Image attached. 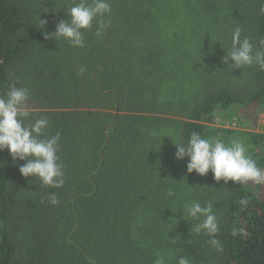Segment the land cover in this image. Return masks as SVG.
<instances>
[{"label": "trees", "instance_id": "1", "mask_svg": "<svg viewBox=\"0 0 264 264\" xmlns=\"http://www.w3.org/2000/svg\"><path fill=\"white\" fill-rule=\"evenodd\" d=\"M63 2L0 0V94L12 81L30 89L48 133H61L65 171L63 187L45 186L0 151V264H264L263 184L188 173L189 158L174 156L196 131L242 141L264 168V125L253 128L264 71L222 59L228 29L264 38L260 0H110V26L84 30V48L45 38L68 18ZM235 119L240 128L216 125ZM191 201L213 203L221 251L190 232Z\"/></svg>", "mask_w": 264, "mask_h": 264}, {"label": "clouds", "instance_id": "2", "mask_svg": "<svg viewBox=\"0 0 264 264\" xmlns=\"http://www.w3.org/2000/svg\"><path fill=\"white\" fill-rule=\"evenodd\" d=\"M61 8L68 18L59 20L54 32H45L46 39L64 40L70 47L84 48V30L92 29L95 23V35L101 37L110 26L111 21L106 19L112 10L110 0H64ZM259 13L264 14V0H260ZM40 22L41 27L46 23L42 19ZM228 31L230 39L226 41L228 47L222 58L223 63L233 70L244 66H258L264 71V38L259 39L257 46L251 36L243 35V29L239 25ZM217 41L220 42L219 39ZM84 72L85 68L80 67L78 74L82 75ZM17 83L12 81L3 94H0V151L7 149L13 161H24L19 165L22 176L39 179L45 186L63 187L64 164L58 155L61 133H48L49 118L47 115L37 114L31 108L30 89L17 86ZM164 136L171 137L167 133ZM174 144L176 159L189 158L186 165L188 173L195 171L204 176L211 171L217 182L223 180L225 184L229 181L238 184H247L249 181L256 185L264 184V168L258 166L256 160L248 154L244 143L238 139L226 144L221 139L205 138L193 131L186 140L181 138ZM166 195L175 197L177 192L169 188ZM48 200L51 205L59 203L56 193L50 194ZM247 203V199L240 200L242 205ZM181 208L183 218L186 216L195 221L190 232L203 233L209 237L208 243L221 251L222 246L217 238L220 227L213 203L202 205L199 201L184 202ZM233 235L236 233L233 232ZM154 264H166L165 256L155 258ZM176 264H191V260L187 256H179Z\"/></svg>", "mask_w": 264, "mask_h": 264}, {"label": "rangeland", "instance_id": "3", "mask_svg": "<svg viewBox=\"0 0 264 264\" xmlns=\"http://www.w3.org/2000/svg\"><path fill=\"white\" fill-rule=\"evenodd\" d=\"M257 126L256 127H253V128H256L257 130H262V128H263V125H264V113H261L259 116H257ZM247 121H245L246 123H248L249 122V120L248 119H246ZM218 123H217V125H219V126H221V125H223V126H227V127H234V128H240V124L238 123V121L235 119L234 120V122L233 121H228L229 123V125L228 124H226V123H224V124H219L221 121H217ZM240 122V121H239ZM246 123H244V124H246ZM248 126V124H246L245 125V127H247ZM248 127H250V126H248ZM249 182H251V181H249ZM262 191L264 192V184H263V189H262ZM263 196H264V193H263Z\"/></svg>", "mask_w": 264, "mask_h": 264}, {"label": "built area", "instance_id": "4", "mask_svg": "<svg viewBox=\"0 0 264 264\" xmlns=\"http://www.w3.org/2000/svg\"><path fill=\"white\" fill-rule=\"evenodd\" d=\"M219 121V120H218ZM224 123H226V124H228L229 122L228 121H225ZM224 123H219V124H224ZM216 125H217V123H216ZM229 125V124H228ZM221 126H223V125H221Z\"/></svg>", "mask_w": 264, "mask_h": 264}]
</instances>
